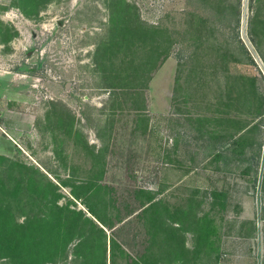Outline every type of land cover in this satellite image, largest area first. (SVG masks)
Here are the masks:
<instances>
[{
    "label": "rangeland",
    "instance_id": "rangeland-1",
    "mask_svg": "<svg viewBox=\"0 0 264 264\" xmlns=\"http://www.w3.org/2000/svg\"><path fill=\"white\" fill-rule=\"evenodd\" d=\"M203 18L222 30L201 32ZM238 18V36L256 64L237 41ZM150 26L168 31L167 57L147 58L138 50L150 48L141 32ZM162 35L165 50L169 43ZM109 39L114 43L106 49ZM259 50L264 54V0H0V125L7 137L0 149V206L11 209L0 215V264L46 258L34 247L37 231L29 232L28 246L22 244L19 224L48 212L43 206L54 197L51 181L60 188L61 203L73 200L86 210L72 194L76 187L85 196V178L110 187L125 217L110 232L132 257L149 244L136 192L145 188L172 209L186 206L191 194L204 199L196 211L216 219L221 262L264 264V135L258 166L251 160L217 161L194 138L208 117L218 120L212 132L223 134L234 124L264 123L255 84L242 78L255 76L264 93ZM127 61L156 65L146 77H136L131 67L125 69ZM179 83L184 97L178 96ZM108 84L117 85L119 96H111ZM232 87L237 95L243 92L241 103L231 101ZM231 116L241 122L232 124ZM89 145L104 154L102 174L94 169ZM19 187L23 191L16 193ZM215 188L229 193L227 211L212 206ZM193 245L188 234L187 246Z\"/></svg>",
    "mask_w": 264,
    "mask_h": 264
},
{
    "label": "trees",
    "instance_id": "trees-1",
    "mask_svg": "<svg viewBox=\"0 0 264 264\" xmlns=\"http://www.w3.org/2000/svg\"><path fill=\"white\" fill-rule=\"evenodd\" d=\"M240 3V0H239ZM140 27H143L142 25ZM240 19H237L235 26L237 41L240 43V48L243 50L245 58L250 62L256 64L253 56L250 54L246 45L239 38ZM142 30L144 35V42L150 40V48L147 49L146 45L138 48L140 52L147 58L156 56L168 55V51L172 45V39H169L166 30L157 29L154 26L144 27ZM221 27L210 21L208 18H203L201 23V32H217L221 31ZM165 43H169L166 49H163L164 39ZM141 37V35H140ZM123 38V37H122ZM146 39V40H145ZM111 41V42H109ZM114 43L113 40H106L103 45L107 49L108 45ZM103 47V46H102ZM260 52L264 60L263 52ZM220 57V56H219ZM236 61H242L234 57ZM156 65V64H155ZM154 64L135 63L134 61H127L125 69H133L134 75L145 76L150 72ZM149 70L146 71V70ZM148 77L150 76L147 75ZM146 77V76H145ZM243 80L255 84L254 90L262 100L261 115L264 117V93L260 92L256 84L257 78L255 76L243 75ZM180 79V77H179ZM107 80V78H106ZM180 82V81H179ZM107 87L112 91V97L119 96L120 92L116 90L117 85L108 84ZM187 88H184V90ZM178 96H182L183 86L181 83L178 85ZM195 96L191 93L185 98L187 101ZM184 97V96H182ZM230 99L234 104L243 101V92L238 95L235 94V89H230ZM111 98V97H110ZM184 101H186L184 99ZM233 114L232 111L229 112ZM70 114V113H69ZM237 117V116H236ZM231 116L228 118L229 122L240 123V118ZM215 118H207L206 121L200 123L198 136L194 137L202 139L206 144V149L210 148L207 152L208 155H213L217 161L238 160V161H255L257 166L260 164V157L263 149V135L264 123L262 125L256 123L249 127L251 122H243L239 126L229 130V134L219 132H212L214 127L213 122H217ZM264 122V121H263ZM223 125V124H222ZM232 125H228L230 128ZM246 129L243 133L242 131ZM261 131L260 136H255V130ZM205 130H208L205 133ZM225 130V129H224ZM223 131V129H222ZM253 136L251 133H253ZM90 153L94 156L97 163L94 169L99 173H104L105 162L104 154L97 151L94 145H89ZM252 155L246 156L247 153ZM32 181V180H30ZM51 191L54 197L51 200L45 201L43 207L47 208V213L40 211L33 216L28 215V220L25 223L19 224L21 230L22 244L28 246L30 240L28 239L29 232H36L34 240V247L40 251L48 262L58 263L59 260H65L68 264H220L221 253L218 236V224L216 219L211 214L206 213L202 216L199 214L200 209L196 211L197 206H202L205 203L204 199H197V196L191 194L188 198L186 206H176L171 208L163 198H160L158 192L152 189L140 188L136 192L140 196L142 210L138 214L142 220L147 222V232L149 235L148 246L145 253L138 257L132 255L124 248L115 235L111 232L117 227L118 224L125 220V217L120 218V210L117 209L114 202V196L110 193V187L106 184L95 182L94 178H85L83 186L85 196L78 194L76 187L72 194L82 198V203L86 206V210L78 209L74 206L73 200L66 203H61L62 193L59 192L60 188L51 181ZM64 185H69L65 182ZM75 186V184H71ZM70 185V186H71ZM21 186V183L19 184ZM261 188L264 193V172L261 181ZM108 189V191H107ZM23 191L22 187L17 188L16 193ZM109 192V195H108ZM212 206L220 205L222 211H227L229 208V193L226 190L215 188L211 192ZM206 196V195H205ZM42 207V206H41ZM43 209V208H41ZM10 206L5 207L3 204L0 206V215L10 214ZM258 228L256 223L253 231ZM111 231V232H110ZM264 231V226H263ZM40 235H37V234ZM192 234L194 237V245L192 248L187 246V235ZM32 241V240H31ZM74 247H70L75 243ZM57 245V246H56ZM21 249L19 248V253ZM47 252V256H46ZM24 252H22V256ZM37 254H35L36 258ZM45 259L36 258L33 264H44ZM223 264V263H222Z\"/></svg>",
    "mask_w": 264,
    "mask_h": 264
},
{
    "label": "crops",
    "instance_id": "crops-1",
    "mask_svg": "<svg viewBox=\"0 0 264 264\" xmlns=\"http://www.w3.org/2000/svg\"><path fill=\"white\" fill-rule=\"evenodd\" d=\"M3 80H4V77L1 76V73H0V81H3ZM1 91H2V89L0 88V93H1ZM5 134H6V132L3 130L2 125H0V149L7 146V144L5 142L7 140V137ZM5 144H6V146H5Z\"/></svg>",
    "mask_w": 264,
    "mask_h": 264
},
{
    "label": "bare ground",
    "instance_id": "bare-ground-1",
    "mask_svg": "<svg viewBox=\"0 0 264 264\" xmlns=\"http://www.w3.org/2000/svg\"><path fill=\"white\" fill-rule=\"evenodd\" d=\"M247 11L245 10L244 11V16H243V25H244V27H245V25H246V21H247V13H246Z\"/></svg>",
    "mask_w": 264,
    "mask_h": 264
},
{
    "label": "built area",
    "instance_id": "built-area-1",
    "mask_svg": "<svg viewBox=\"0 0 264 264\" xmlns=\"http://www.w3.org/2000/svg\"><path fill=\"white\" fill-rule=\"evenodd\" d=\"M220 264H222V262Z\"/></svg>",
    "mask_w": 264,
    "mask_h": 264
}]
</instances>
